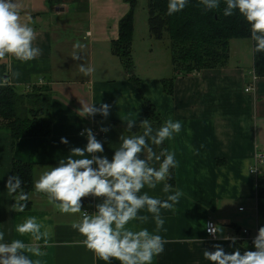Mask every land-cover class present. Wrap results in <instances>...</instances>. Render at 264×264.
Listing matches in <instances>:
<instances>
[{"label":"crops","instance_id":"crops-1","mask_svg":"<svg viewBox=\"0 0 264 264\" xmlns=\"http://www.w3.org/2000/svg\"><path fill=\"white\" fill-rule=\"evenodd\" d=\"M21 22L38 33L34 46L41 55L32 61L20 62L7 56L9 84L30 88L51 89L52 133L43 137H26L13 143L12 134L3 128L0 119V232L5 239H20L39 245L35 256L25 249L33 264H109L82 246L80 234L71 228L81 213L62 214L48 203L47 196L30 194L33 206L28 211L12 209L14 198L5 188L12 174L14 160L34 164V182L60 159H66L73 147L87 143L84 129L91 128L104 145V155L111 159L119 147V136L140 134L139 121L145 119L144 100H150L164 120L182 122V129L165 141V150L175 153L176 187L164 192L167 181L155 188L145 186L141 194L166 199L176 190L183 193L173 209H161L164 220L157 229L152 213L141 209L137 219L130 221L132 230L147 228L167 243L164 251L154 256L151 264H212L203 256L204 249L213 250L220 243L227 252L247 248L236 241L214 240L206 234V221L214 219L223 235L237 236L248 228L253 233L264 226V198L258 197V177L250 172L255 156L264 150V77L256 75L254 58H240L236 63L232 51L230 61L215 70L189 74L173 71L174 93L164 91L160 68L150 67L139 72V87L121 59L113 53V43L120 35V22L129 13L126 0H19ZM137 20L134 15L132 52L136 60ZM79 41L84 47L75 48ZM79 56L80 59H73ZM92 67L84 76L79 66ZM174 69V67H173ZM19 72V77L13 73ZM251 88V90H248ZM80 101L111 105L107 118L97 114L82 118ZM137 118V127L130 132L129 120ZM110 127L107 133L100 127ZM153 128H158L153 125ZM69 143H61V138ZM157 153L161 146L156 148ZM158 166V165H157ZM95 198H85L84 209L92 213ZM242 209V210H241ZM36 217L47 231V237L34 241L30 234L16 232V225L28 217ZM147 217L141 220L139 217ZM203 240L204 243H201ZM242 246H240V245ZM111 264H120L112 260Z\"/></svg>","mask_w":264,"mask_h":264},{"label":"clouds","instance_id":"clouds-1","mask_svg":"<svg viewBox=\"0 0 264 264\" xmlns=\"http://www.w3.org/2000/svg\"><path fill=\"white\" fill-rule=\"evenodd\" d=\"M231 17L237 12L250 26L251 40L254 42L253 53L264 54V0H199L206 11L219 10ZM189 0H168L167 15L183 11ZM21 5L19 0H0V60L6 56L14 57L20 62L37 59L41 49L34 46L38 33L33 27L21 22ZM75 48H82L79 41ZM73 59H80L74 56ZM79 71L88 76L92 67L81 64ZM15 72L13 76L19 77ZM7 77H0V86L9 84ZM78 109L82 118H104L110 115L111 105L108 103L89 104L80 101ZM142 128L140 134L119 136V147L115 148L111 159L104 155V145L96 139L91 128L81 133L86 135L87 143L82 147L70 149L66 159H60L54 167L44 171L34 182L36 193L47 196L48 203L62 214L81 213V218L74 220L71 228L77 231L83 239L79 243L91 251L97 258L109 262L119 261L120 264H151L154 256L164 251L167 243L160 235L151 233L147 228L132 230L130 221L137 219L141 209L152 213L157 229L162 228L164 220L161 209H173L183 193L176 190L166 199L152 197L141 190L148 186L155 188L159 182L171 178V169L177 166L175 153L160 151L156 148L166 140L171 139L182 129V122L166 120L160 127L154 129L149 119L139 121ZM137 127V118L129 120L126 128L132 132ZM110 127L101 126L100 131L107 133ZM61 143L68 144L66 138ZM158 165V166H157ZM5 188L14 203L13 211L23 212L27 207L29 195L22 188V180L17 175H8ZM170 184H165L164 192H169ZM85 198H95L92 213L84 209ZM147 220V217H139ZM43 225L37 218H26L16 225V232L30 234L34 241L47 237V231H42ZM207 233L214 240H230L235 244L237 237L223 235V229L212 223L206 227ZM204 243L203 240H200ZM254 250H235L227 252L220 243L213 245V250L204 249L203 256L212 264H264V226L259 227L252 239ZM25 249L35 256L42 254L39 245H29L20 239L7 241L5 233L0 232V264H33Z\"/></svg>","mask_w":264,"mask_h":264},{"label":"trees","instance_id":"trees-1","mask_svg":"<svg viewBox=\"0 0 264 264\" xmlns=\"http://www.w3.org/2000/svg\"><path fill=\"white\" fill-rule=\"evenodd\" d=\"M126 1L130 3V11L120 22V35L114 40L113 53L121 59L132 81L139 87L140 79L134 74L132 54L137 0ZM167 5L168 0L148 1V25L151 35L156 39L166 36L170 39L176 74L224 67L230 57L231 40L251 39L250 26L238 12L231 17L223 16V3L219 10L206 11L199 0H189L183 11L171 16L167 15ZM254 69L257 76L264 77V54H254ZM0 77L9 78L7 56L0 60ZM162 82L164 91L173 94L175 76L163 79ZM51 98V89L46 86H32L29 89H20L12 84L0 86V119L3 128L12 134L14 144L22 138L43 137L52 133ZM144 114L145 119L157 127L165 122L150 100H144ZM161 150L165 151V142ZM34 171V164L20 160L13 162L12 174L20 177L22 188L29 195L24 211L33 206L30 194L34 191ZM167 182L171 188L176 187L175 168L171 169V178ZM257 189L258 197L264 198V171L258 177Z\"/></svg>","mask_w":264,"mask_h":264},{"label":"rangeland","instance_id":"rangeland-1","mask_svg":"<svg viewBox=\"0 0 264 264\" xmlns=\"http://www.w3.org/2000/svg\"><path fill=\"white\" fill-rule=\"evenodd\" d=\"M149 0H137L136 6V20H137V35L136 41V60L135 52L133 60L135 65L134 74L137 76L139 72L146 71L150 67L160 68V72L156 76L163 75V77L171 78L173 75L172 51L171 41L166 36L163 39H156L149 30ZM234 55L236 61L240 58H249L252 61L254 58L253 42L251 39L235 38L231 40L230 52ZM230 57L227 63H229ZM20 89L22 87H19Z\"/></svg>","mask_w":264,"mask_h":264},{"label":"built area","instance_id":"built-area-1","mask_svg":"<svg viewBox=\"0 0 264 264\" xmlns=\"http://www.w3.org/2000/svg\"><path fill=\"white\" fill-rule=\"evenodd\" d=\"M248 90H251V88H248ZM255 158H256L255 164L250 168V172L252 174L256 175V176H259L261 168L264 167V150H260L256 154ZM85 210L89 211L88 209H85ZM209 223H212V224L218 226L217 222L214 219H212V218L207 219V221H206V227H207V225ZM206 234L208 235L207 230H206ZM256 234H257V232L253 233L248 228L241 229L239 231V233L237 234V236H236L238 238L237 241L240 244H242V245L243 244H246L247 245L246 246L247 248H249L251 250H254L253 245H252V239H253V237ZM209 237L212 238L211 236H209Z\"/></svg>","mask_w":264,"mask_h":264}]
</instances>
